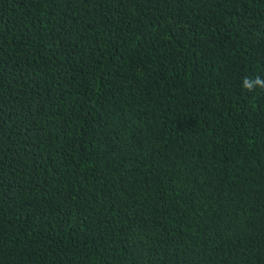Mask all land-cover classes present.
Returning <instances> with one entry per match:
<instances>
[{"label":"trees","instance_id":"trees-1","mask_svg":"<svg viewBox=\"0 0 264 264\" xmlns=\"http://www.w3.org/2000/svg\"><path fill=\"white\" fill-rule=\"evenodd\" d=\"M264 0H0V264H264Z\"/></svg>","mask_w":264,"mask_h":264},{"label":"clouds","instance_id":"clouds-1","mask_svg":"<svg viewBox=\"0 0 264 264\" xmlns=\"http://www.w3.org/2000/svg\"><path fill=\"white\" fill-rule=\"evenodd\" d=\"M242 86L249 92L255 91L257 88L264 89V78L259 76L253 77H245L242 81Z\"/></svg>","mask_w":264,"mask_h":264}]
</instances>
